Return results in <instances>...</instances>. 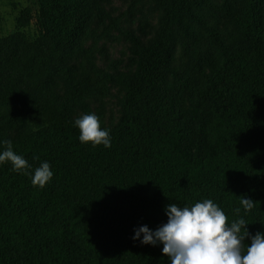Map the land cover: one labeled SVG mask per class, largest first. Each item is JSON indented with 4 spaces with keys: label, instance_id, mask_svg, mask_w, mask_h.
<instances>
[{
    "label": "trees",
    "instance_id": "trees-1",
    "mask_svg": "<svg viewBox=\"0 0 264 264\" xmlns=\"http://www.w3.org/2000/svg\"><path fill=\"white\" fill-rule=\"evenodd\" d=\"M37 4L0 37V140L30 166L0 164V264H169L133 229L204 199L228 224L242 216L249 237L264 234V0H131L100 34V0ZM148 5L158 18L143 44L123 22ZM121 36L140 56L136 73L97 63L100 42ZM113 88L120 118L108 123ZM88 113L109 148L79 142L73 121ZM44 161L53 177L33 186ZM241 196L254 202L247 213Z\"/></svg>",
    "mask_w": 264,
    "mask_h": 264
},
{
    "label": "clouds",
    "instance_id": "clouds-1",
    "mask_svg": "<svg viewBox=\"0 0 264 264\" xmlns=\"http://www.w3.org/2000/svg\"><path fill=\"white\" fill-rule=\"evenodd\" d=\"M73 126L79 130L80 143H91L93 147L111 146L109 130L100 127L95 113L80 116L73 121ZM0 148V164L9 162L13 171L30 167L23 156L13 151L10 140H0ZM52 177L50 165L44 161L32 171L31 183L42 188ZM240 206L247 213L254 202L241 196ZM240 210L236 208L235 213L239 214ZM164 212L166 223L155 230L146 225L134 228L132 240L142 245H162L161 254L168 258L169 264H264V234L256 233L249 237L242 216L230 224L226 223L225 213L211 199L184 207L170 203ZM246 237L250 238V244L242 253V241Z\"/></svg>",
    "mask_w": 264,
    "mask_h": 264
},
{
    "label": "rangeland",
    "instance_id": "rangeland-1",
    "mask_svg": "<svg viewBox=\"0 0 264 264\" xmlns=\"http://www.w3.org/2000/svg\"><path fill=\"white\" fill-rule=\"evenodd\" d=\"M131 0H100L104 13L97 16L95 29L100 34L104 27L110 23V18L122 16L128 9ZM30 7L34 12H38L37 0H19L18 6L14 8L7 0H0V37L7 36L16 30V18L21 9ZM106 14L110 18L106 17ZM158 12L154 11L149 5L143 7L142 12L133 19H124L123 26L134 37L138 38L143 44H147L153 37L154 28L157 23ZM27 35L35 39L38 35V29L35 22L24 30ZM114 36L118 33L113 32ZM97 63L101 69L113 74L136 73L141 67L140 56L135 53V46L130 39L121 36L118 42L112 43L108 40H102L99 44V54ZM113 97L108 99V119L113 115L115 123L120 118L118 98L122 93L117 88L112 89Z\"/></svg>",
    "mask_w": 264,
    "mask_h": 264
}]
</instances>
